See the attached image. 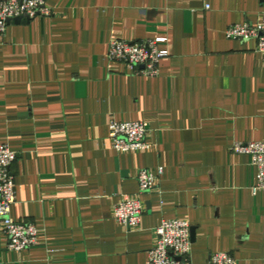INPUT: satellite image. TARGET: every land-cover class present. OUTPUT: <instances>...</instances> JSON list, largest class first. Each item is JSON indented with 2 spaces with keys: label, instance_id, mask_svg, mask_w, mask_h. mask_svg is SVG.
I'll return each mask as SVG.
<instances>
[{
  "label": "crops",
  "instance_id": "0c3cea01",
  "mask_svg": "<svg viewBox=\"0 0 264 264\" xmlns=\"http://www.w3.org/2000/svg\"><path fill=\"white\" fill-rule=\"evenodd\" d=\"M205 4L210 8L204 9ZM50 15L0 32V144L16 152L11 218L38 242L0 264H145L163 220L193 232L191 263L215 253L264 264V190L230 148L264 141V54L229 40L255 25L264 0H45ZM163 39L155 78L109 61L111 40ZM140 122L151 146L118 153L110 122ZM157 188L139 196L137 228L113 219L140 170Z\"/></svg>",
  "mask_w": 264,
  "mask_h": 264
},
{
  "label": "built area",
  "instance_id": "2783aa9c",
  "mask_svg": "<svg viewBox=\"0 0 264 264\" xmlns=\"http://www.w3.org/2000/svg\"><path fill=\"white\" fill-rule=\"evenodd\" d=\"M210 6L205 4L204 9ZM50 10L45 6V0H0V32L8 24L18 18L47 17ZM229 40L255 42V51L264 54V10L261 20L255 24L231 25L225 30ZM163 39L110 41L107 58L124 64L134 75L155 78L159 74L160 62L168 56L167 51L161 50L159 44ZM147 129L140 122H116L112 120L108 126V136L113 149L118 153L144 151L151 146L146 142ZM231 153L245 155L256 168V182L251 188L255 194L264 190V141L236 142L231 145ZM17 160L16 152L8 145L0 144V229L7 237V250L23 252L35 246L38 242V230L31 222H17L11 218V207L16 201L12 165ZM162 175V168L156 173L140 170L136 180L138 193L135 195L122 194L113 207V219L129 228H137L143 214L139 196L153 192ZM155 244L147 252L145 264H192L190 226L178 220H163L155 229ZM210 264H236L229 253H215L209 257Z\"/></svg>",
  "mask_w": 264,
  "mask_h": 264
},
{
  "label": "water",
  "instance_id": "95a60500",
  "mask_svg": "<svg viewBox=\"0 0 264 264\" xmlns=\"http://www.w3.org/2000/svg\"><path fill=\"white\" fill-rule=\"evenodd\" d=\"M21 19L22 18H18V19H15V20H13V22H20L21 21ZM26 20H30V19H28V18H26ZM9 23V22H8ZM190 237H191V239H192V237H193V232H192V230L190 229Z\"/></svg>",
  "mask_w": 264,
  "mask_h": 264
}]
</instances>
